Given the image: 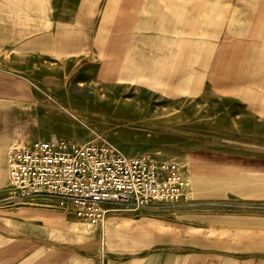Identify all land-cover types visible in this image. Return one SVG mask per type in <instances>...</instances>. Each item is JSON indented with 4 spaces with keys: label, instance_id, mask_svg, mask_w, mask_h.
<instances>
[{
    "label": "rangeland",
    "instance_id": "374dc122",
    "mask_svg": "<svg viewBox=\"0 0 264 264\" xmlns=\"http://www.w3.org/2000/svg\"><path fill=\"white\" fill-rule=\"evenodd\" d=\"M25 1L82 30L127 33L129 50L125 62L101 71L99 53L89 48L48 56L0 48V255L8 257V240L22 233L8 228V205L62 212L80 226L81 250L116 259L150 254L159 238L218 235L224 213H264V46L234 36L233 0H207L203 19L205 0H187L182 9L191 22H159L168 0ZM39 139L106 140L127 155L174 161L189 180V200L140 208L109 201L103 222L85 229L52 196L9 192L7 148ZM178 248L199 254L197 246Z\"/></svg>",
    "mask_w": 264,
    "mask_h": 264
},
{
    "label": "crops",
    "instance_id": "0c3cea01",
    "mask_svg": "<svg viewBox=\"0 0 264 264\" xmlns=\"http://www.w3.org/2000/svg\"><path fill=\"white\" fill-rule=\"evenodd\" d=\"M40 1L47 5L48 0ZM120 1L124 3L126 0ZM135 1L140 4L142 0ZM168 2L160 4L159 22H176L180 16H184V21L191 22V16L185 14L182 7L189 6L188 3L192 2ZM201 3L205 8L201 12L203 19L208 16V1ZM19 5H23V0H19V4L18 0H0V48H14L25 52L39 50L45 55L51 50L66 53L89 48L99 53L103 64L101 71H110L113 63L118 65L120 61L125 62L122 55H127L129 50L127 33L114 38L107 27L105 30H82L81 27L65 23L59 18H50L49 6L37 9L27 6L26 1L23 6ZM116 7L117 5L112 8L110 15L117 13ZM232 13L234 23L239 24L234 36L241 40L248 39L249 46L256 47L258 43L264 46V0H233ZM120 14L123 12L120 11ZM118 39L121 42H117ZM163 49V53H166V48ZM8 207L9 218L12 219L8 228L14 236L18 228L22 229V233L19 238L8 240V257L0 255V264H264L263 212L245 210L224 213L223 221L218 225V235L210 237L207 232L202 233L198 239L190 236L182 240L175 236L174 241L168 242L159 238L150 246V254L139 253L130 257L127 251L121 253L123 258L116 259L102 253H90L89 246H85L88 250H81L79 241L74 238L80 226L68 222L62 212L33 207L17 210L12 205ZM93 226L83 227L91 229ZM204 230L208 231V228ZM183 245L191 248L197 246L199 254L194 256L193 251L178 248ZM124 248L128 249V246L121 247V250Z\"/></svg>",
    "mask_w": 264,
    "mask_h": 264
},
{
    "label": "built area",
    "instance_id": "2783aa9c",
    "mask_svg": "<svg viewBox=\"0 0 264 264\" xmlns=\"http://www.w3.org/2000/svg\"><path fill=\"white\" fill-rule=\"evenodd\" d=\"M6 163L8 190L14 197L52 196L85 228L103 222L111 211L104 205L109 201L140 208L152 202H186L190 196L189 180L174 161L127 155L106 140L13 143Z\"/></svg>",
    "mask_w": 264,
    "mask_h": 264
},
{
    "label": "bare ground",
    "instance_id": "6f19581e",
    "mask_svg": "<svg viewBox=\"0 0 264 264\" xmlns=\"http://www.w3.org/2000/svg\"><path fill=\"white\" fill-rule=\"evenodd\" d=\"M6 165H7V163H6Z\"/></svg>",
    "mask_w": 264,
    "mask_h": 264
}]
</instances>
